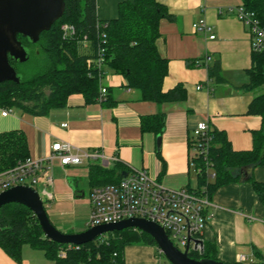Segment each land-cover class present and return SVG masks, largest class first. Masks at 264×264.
Returning a JSON list of instances; mask_svg holds the SVG:
<instances>
[{
	"label": "crops",
	"instance_id": "0c3cea01",
	"mask_svg": "<svg viewBox=\"0 0 264 264\" xmlns=\"http://www.w3.org/2000/svg\"><path fill=\"white\" fill-rule=\"evenodd\" d=\"M119 1L96 0L97 17H116ZM156 1L170 14L160 20L156 39L158 52L167 59L162 90L180 84L185 90L182 99H141L139 90L127 87L121 74L106 69L101 82L107 87L108 100L87 102L81 93H72L64 106L45 115L16 107H7L10 112L0 114V132L23 131L30 159L45 158L56 141H67L82 150H100L106 156L80 164L52 162L53 181L43 186L48 194L41 198L50 221L63 232L88 227V175L93 164L107 168L119 165L125 170L144 168L166 187L196 189L198 179L189 161V140L198 121L205 120L211 131L225 132L233 150L252 148V131L260 127L261 117L247 113L256 91L246 87L252 50L247 27L235 15L242 1ZM199 18L213 26L214 39L192 28ZM205 55H210L207 65ZM157 113L164 114L162 131L143 130L142 118ZM239 173V180L219 186L205 207L207 221L201 238L214 244L217 258L224 262H235L238 252H254L260 257L264 250V199L252 184H264V163L241 167ZM127 249L131 252L124 254L125 264H139L134 258L139 252L150 256L146 248ZM0 264L51 262L41 249L24 244L20 260L0 247Z\"/></svg>",
	"mask_w": 264,
	"mask_h": 264
},
{
	"label": "trees",
	"instance_id": "16d2710c",
	"mask_svg": "<svg viewBox=\"0 0 264 264\" xmlns=\"http://www.w3.org/2000/svg\"><path fill=\"white\" fill-rule=\"evenodd\" d=\"M63 15L49 30L40 33L37 42L18 35L28 49L24 62L11 60L20 75L18 83L0 82V106L16 107L24 112L45 115L50 109L62 107L68 95L81 93L87 102L95 101L99 93L98 68L87 65L88 58L95 57L97 44L104 33V69L121 74L126 86L139 90L141 99L156 102L174 101L185 96V90L177 84L163 91L162 83L167 74V59L157 50L159 22L170 17L165 6L156 0H120L117 15L101 20L96 15V0H63ZM254 11L264 27V0H241ZM100 22L99 27L96 26ZM62 23L73 24L76 33L62 37ZM86 35L91 53H80L79 40ZM33 62L32 68L27 64ZM214 67H209L212 75ZM246 87L253 90L264 83V50L251 52V67ZM45 88L47 91H45ZM108 100V98H106ZM247 113L261 117L260 127L252 131V148L233 150L221 130H212L207 157L197 156L196 193L210 199L221 185L239 180V169L264 163V91L253 96ZM164 125V114L157 113L142 118V129H152L159 134ZM193 141L190 137L189 144ZM29 158L27 139L23 131L12 129L0 132V171L13 167L18 161ZM127 171L116 165L111 168L93 164L89 168L90 187L116 183L121 173ZM209 172H212L211 176ZM255 190L264 199V184L252 181ZM143 243L157 247L154 239L137 228L114 230L95 240L69 248L66 255H58L66 244H60L44 236L38 220L26 206L11 202L0 208V247L13 259L20 260L24 244L41 249L47 259L55 264H125L124 249L127 245ZM158 251V249H157ZM159 254L163 255L161 252ZM192 258L219 260L214 244L203 241L201 251L191 248ZM171 264V263H170Z\"/></svg>",
	"mask_w": 264,
	"mask_h": 264
},
{
	"label": "built area",
	"instance_id": "2783aa9c",
	"mask_svg": "<svg viewBox=\"0 0 264 264\" xmlns=\"http://www.w3.org/2000/svg\"><path fill=\"white\" fill-rule=\"evenodd\" d=\"M235 15L247 27L250 34L251 50L259 52L264 50V27L254 11L246 8L242 3L235 8ZM100 22L96 26L99 27ZM192 28L208 34L210 39L216 37L213 26L205 18L193 21ZM60 31L64 39L70 38L76 33L73 24L63 23ZM104 33H100L101 41L97 44L95 57L87 59L88 66L98 68L99 93L98 101H104L107 97V87L101 82L104 69ZM80 46L89 45L86 35L79 40ZM210 55L203 58L207 65ZM199 61H197L198 63ZM198 85L197 88H200ZM8 108H1L0 114L6 115ZM65 125V124H64ZM190 164L194 169V159L197 156L207 157L210 141L213 134L205 120L196 123L192 132ZM106 156L100 150H82L75 148L67 141H56L51 144L50 152L45 158L18 161L13 167L0 171V191L15 185H30L41 195H47L43 186L53 181L51 166L54 160L61 165L80 164L84 160L105 159ZM212 176L213 173L209 172ZM41 184V190L36 185ZM90 212L88 226L102 223L116 222L129 217H141L151 220L162 226L168 237L179 249L183 250L189 243L191 248L201 251L199 244L195 245L188 237L201 238L206 225L207 214L205 207L210 204V199L205 194L196 193V189L190 187L169 188L161 184L156 178L150 176L144 168H129L125 176H121L116 183H106L90 188L88 193ZM251 216H249L250 218ZM100 236H104L100 235ZM98 236V237H100ZM79 245L66 244L61 248L58 255L64 257L66 250L77 248ZM264 250L260 257L256 253L238 252L235 257L237 263H253L264 261Z\"/></svg>",
	"mask_w": 264,
	"mask_h": 264
},
{
	"label": "water",
	"instance_id": "95a60500",
	"mask_svg": "<svg viewBox=\"0 0 264 264\" xmlns=\"http://www.w3.org/2000/svg\"><path fill=\"white\" fill-rule=\"evenodd\" d=\"M64 9L63 0H0V82L20 81V75L11 60L24 62L28 59L29 52L18 35L27 37L33 43L37 42L40 33L49 30L63 15ZM125 174L126 171L122 172L121 176ZM11 202L29 208L36 216L44 236L60 244L81 245L108 232L132 227L148 233L171 264H264V261L237 263L192 258L188 254L189 243L183 250L179 249L162 226L141 217H129L116 222L88 226L79 232H62L50 221L41 195L30 185L20 184L0 191V208ZM191 239L195 245L199 244L202 248V239L189 236L188 241Z\"/></svg>",
	"mask_w": 264,
	"mask_h": 264
},
{
	"label": "rangeland",
	"instance_id": "374dc122",
	"mask_svg": "<svg viewBox=\"0 0 264 264\" xmlns=\"http://www.w3.org/2000/svg\"><path fill=\"white\" fill-rule=\"evenodd\" d=\"M79 51H80V53H91V48L89 45H87L85 47L82 46ZM32 66H33V62H30L27 64L28 69L32 68ZM253 90L256 91V94L263 92L264 91V83L261 86H258L257 88H255ZM45 91H47L46 88H45ZM36 187L38 190H41V184L36 185ZM57 229L60 230V228H57ZM61 231L63 232L62 229H61ZM127 247H129V248L130 247H139L140 250H143L146 248L147 252L150 253V256L147 255L145 252L137 253V256L134 258L138 261L139 264H170V262L166 259V257L164 255H161L158 253V252H160V250L155 246L147 245V244H143V243L127 245L124 249V252H125L124 254L128 256V255H130L131 251L129 249H127ZM157 249H158V251H157ZM261 259L264 260V257ZM50 262H51V264H55V263H53L54 261H52V260H50Z\"/></svg>",
	"mask_w": 264,
	"mask_h": 264
}]
</instances>
